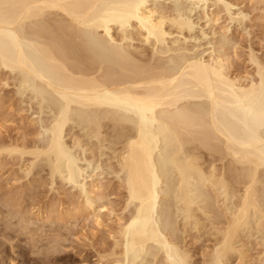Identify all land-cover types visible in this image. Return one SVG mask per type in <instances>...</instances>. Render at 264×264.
Instances as JSON below:
<instances>
[{
	"label": "bare ground",
	"instance_id": "obj_1",
	"mask_svg": "<svg viewBox=\"0 0 264 264\" xmlns=\"http://www.w3.org/2000/svg\"><path fill=\"white\" fill-rule=\"evenodd\" d=\"M153 5L149 4V0H0V66L23 73L27 81H39L42 85L39 93L41 97L45 94H49V96L53 94L63 99L61 103L64 101V106L61 107L62 104L59 106L61 107L60 112L57 110L59 115L56 119L54 118L55 123L53 122L54 124L46 129L50 133L46 151L42 150V148L45 149L42 146L41 150L37 149L31 153L40 157L43 156V153L44 155L50 153L49 156L54 155V162L51 165L52 179L57 177L56 173L63 183L67 181L71 185L81 177L76 163L72 160V155L67 152V149L65 150L62 141L63 130L68 123L72 105L79 106L81 110L82 108L92 110L91 113L89 112L90 115H87L85 111L86 115H82L83 110H80L78 118L84 119L83 121L90 127H94V132L100 137H102L101 130L103 122L105 123L104 120L115 121L114 124L119 129L120 126L118 127L116 122L128 126L127 123L133 119L130 114L135 116L136 119L131 122L133 133H125L127 134L125 135V144L121 152L119 151L117 161L120 171L125 172L127 177L128 203L126 206L136 204V209L132 215L130 214L131 217L121 226L120 230H117L119 232L116 237L119 236L120 239L116 242L113 241L119 247L118 249L122 248V259L116 258L117 256L121 258V256L120 254L116 256L118 252L115 249L117 247H114L110 254L116 256L111 257L113 260L108 256H102L100 259V261L106 259L107 261L104 262L106 264H126L127 262L136 264L138 259L144 256L142 253L150 250L148 248H152V246L158 248L156 254L152 253L155 260L159 253L163 254L162 261L159 260L161 264H188L187 254L182 252L183 250H179L181 249L179 245L177 246L179 243L176 235L180 233L179 228L176 227L177 218L174 216L176 219H172L173 214L172 216L164 215L166 217L163 220L165 221L164 229H161L155 221L156 206L159 203V190L161 189L159 183L167 177V173L170 171L172 173L173 170L177 173L178 179L175 178L176 181H174L176 183H174L175 190H177V198L176 196L175 198L181 203V209L185 215L192 220L196 215L194 214V207L198 203L196 196L198 199V196L202 194L200 191L201 194L195 195V191H198L196 190L197 183L198 185L199 183L203 184L202 186L208 190L210 188L214 191H221L218 196L223 198L225 195L224 205H221L223 208L228 201L227 197L229 198L230 192L228 190L230 180L227 179L229 177L223 174L227 170L223 169L220 174L216 164L214 165L208 160L207 162L210 164L208 163L206 168L207 164L205 163L207 162L203 161L205 156L203 152H208L213 158L217 154L219 156L215 157L218 158L229 157L237 167L248 168V171H246L247 169L242 170L246 173L241 174V169L238 170L236 167V171L240 172L238 180L235 179L238 183L236 185H241V189L236 191L239 203L235 209L232 208L233 210H227L228 206L225 209L228 213L226 217H228L221 226H225V228L220 229L221 241L217 240L220 244L215 246L211 255L208 254L210 255L209 261L207 260L209 264H229L228 261L231 260L228 258L231 257H228V254L230 255V251L236 252L234 250H237L235 249L237 236L241 232L240 230L250 222L251 215H257L254 218L258 219V222L256 221L258 226H260L259 222L262 223L261 227L264 223V210L260 205L261 202L264 203L261 199H264L262 196L264 192L260 194V191L256 190L259 180L257 173L259 168L264 166V135L260 134L261 127L264 128V64L262 65L260 60L255 61L251 57L252 55L250 56L249 60L251 64H255L258 77L249 80L248 83L244 81L242 83L241 78L232 79L228 75L227 67L224 68V64H222L226 57L223 59L221 55L217 56L218 60L214 61L215 65L206 64L200 59L188 55H186L187 57L183 54L176 55L171 60L172 62L168 60L174 65L171 64L173 67H169L170 65H166L162 59L156 57L157 49L164 48L162 45L166 44L169 36L172 37L176 34L181 37L186 32H192V26L181 15L172 16L165 12L166 10L163 12V9L159 12ZM228 10L229 8H227ZM136 42L140 44L136 46ZM145 45L151 47V54H145ZM177 52L179 51L177 50ZM165 53L167 52L165 51ZM224 63L226 65V62ZM199 98L206 100L205 105L192 104L195 99L203 100ZM186 100H190L191 104L188 102L186 104ZM202 104L204 103L202 102ZM120 129L123 130L121 127ZM129 129L126 130L129 132ZM96 134L94 135L96 136ZM119 139L121 138L119 137ZM81 143L77 139L72 147L82 148ZM160 144L164 145V152L166 151V155L162 154L164 155L163 160H159L155 156L156 151L161 147ZM166 148H168L167 150L170 148L171 153ZM17 149L19 148L5 149L6 151L3 149V151L0 150V154L5 151L4 153L11 157L15 153L24 156L27 151H31L24 149L23 152ZM83 152L85 153V150ZM167 152L170 153L168 157ZM84 153L82 154L81 151L82 156ZM92 155L94 154L90 156ZM209 155L207 156L209 157ZM225 160L221 162L224 163ZM232 164L231 162V166ZM168 166H171V170L168 169ZM26 171L28 170L26 169ZM233 171L235 170H232L231 173ZM172 174L171 176L175 177V174ZM234 175L236 174L234 173ZM229 179L234 180L233 178ZM173 186L169 189L172 190ZM204 190L202 191L204 192ZM166 191L168 192L167 189ZM257 191L259 195H257ZM94 192L95 190H92L90 194ZM209 192L207 194L205 191L202 194L206 196H201L202 200H204L203 198H207L208 201L217 199L209 196ZM257 196H261V198L258 197L260 200ZM212 202L211 205L218 207L214 203L215 200ZM92 204L88 201L86 207H92ZM211 209L210 214L215 208ZM168 210L170 211V209ZM216 210L215 212H217ZM217 214L218 216L214 215L217 222L218 219L223 221L225 215L222 214L224 213L219 211ZM187 217L185 216V219L188 220ZM251 221L253 220L251 219ZM213 222L215 223V221ZM31 224L28 225L31 226ZM27 227L25 228L27 229ZM20 229L22 230V228ZM149 244L153 245L149 246ZM120 245L124 247H120ZM151 250L155 251L153 248ZM240 250L238 249V251ZM242 251L239 252L237 264L250 262H247L249 257Z\"/></svg>",
	"mask_w": 264,
	"mask_h": 264
},
{
	"label": "rangeland",
	"instance_id": "obj_2",
	"mask_svg": "<svg viewBox=\"0 0 264 264\" xmlns=\"http://www.w3.org/2000/svg\"><path fill=\"white\" fill-rule=\"evenodd\" d=\"M263 2L264 0H202L201 2L198 0H149V4H154L153 6H155L159 12L163 9V12L166 10L165 12L170 13L172 16L181 15V17L187 19L192 26V32H186L183 34L184 36H179L180 38L176 36V34L172 35V37H167L166 44L162 45L164 48L159 47V50L157 49L156 57L162 59L166 65H170L169 67H171L173 64L168 62V60L171 61L176 55H188L189 57L198 60L200 59L202 62L211 65H215V62L218 60L217 56L221 55L223 56V59L226 57V60L224 59L222 64H224V68L227 67L226 71L232 79L239 77V79L241 78L240 80L242 83H248L249 80L257 79V68L255 64H251L249 59L252 55L251 57L255 59V61L258 62L260 60L259 62H261L262 65L264 64ZM227 8H229L228 11ZM135 44L138 46L140 43L137 44L136 42ZM144 48L145 54H151L152 49L151 47L149 48V45H145ZM177 50L179 52H177ZM165 51L167 53H165ZM224 62H226V65ZM24 77V74L19 71L14 72L7 68L5 69L4 66H0V150H10L13 148H19L17 150L23 152L25 150H31L27 151L24 156L22 155L23 157L18 153H15L16 155L14 154V156L11 157L7 155V153H4L6 150L0 154V264H103L107 260L100 261L102 256H108L109 259L115 256L110 254L112 253V250H114L113 248L117 247L114 242L120 239L118 238L119 236L116 237L119 232L117 230H120L121 226L131 217L136 209V204L126 206L128 203V193L126 190L127 177L125 172L120 171L117 161V156L120 154L122 147L125 144V135L133 133L131 122H134V119L136 118H134L135 116L132 115V113L130 114L133 119L127 124H129L128 126H131L132 129L131 127H129V129L125 124L121 125L116 122L118 127L120 126L123 130L120 129V127L119 129L117 128V125L114 124L115 121H111L110 119H108V121L104 120L105 123L103 122L104 125L101 130L102 137H100L94 132V127H90L83 121L84 119L78 118V115L80 116L81 108L72 105L70 107L72 111L70 110L68 123H66L63 130L64 134H62V141L64 142L65 150L67 149V152L72 155L73 158H70L76 163V168L81 177L75 184L71 183V185L67 181L63 183V180L59 179V175L56 173L55 175L57 177H53L52 179L51 165H53L54 162V155L51 154V156H49L50 153H47V155H44L43 153V156L40 154L41 157L38 155H35L37 156L35 157L31 153L37 149L41 150L42 146L45 148H42V150L46 151L48 147L47 144L50 141V133L46 129L50 128L48 126H52L55 123V119L60 112L59 110H61L60 108L64 106V101L61 103L63 99L53 94H50V96L49 94H45L41 97L39 94L42 86L41 83L39 81L36 82L35 80L33 82L32 80L27 81L26 77ZM55 98L58 99L56 100ZM58 100L60 101L59 103L57 102ZM189 101L190 100H186V104L187 102L188 104H191ZM202 102L204 104H202ZM195 103L197 106L200 104L205 105L206 100L203 99L197 101L195 99L194 102L192 101V104L196 105ZM60 105L61 107H59ZM57 110L59 112H57ZM82 110V115H90L92 112L91 109L82 108ZM84 111L86 114H84ZM126 129H129V132ZM94 134H96L97 137ZM260 134L264 135L263 127H261ZM119 137L121 139H119ZM77 139L82 142V148L72 147L74 146V141ZM121 141L123 145L121 144ZM160 146L161 147L158 148L155 156L157 159L163 160L166 151L164 152V145L160 144ZM83 149L85 150V153L83 152ZM167 149L168 148H166V150ZM81 151L85 156H82ZM167 151L170 152V148ZM169 152H167V157L171 153ZM91 154L94 155L90 156ZM206 154L209 155L208 152H203V155H205L203 157V161L205 160L204 163L208 160L210 163H214V165L216 164V168L220 174L223 172V169L224 171L227 170L229 173H231L232 170H235L233 172L236 175H234L233 172V174H229L227 171H225L226 173L223 172V174H226L229 178L234 179L232 180L226 177L228 181L230 180V188H228L230 191L228 195L229 198L227 197L229 202L227 201L225 203L226 207L224 206L223 208V206H221L224 205L223 198L225 197V195H223L224 197L222 196L223 198L218 196L221 191L215 190L216 193L214 189L209 188L208 190L206 187L202 186L203 184L199 183L198 185L197 183L196 190H198L199 193L198 191H195V195L201 194L200 191L202 194L205 191L208 194L210 191L209 196L217 198L211 200H215L214 203H216L218 207H216V205H211L213 202L206 200L207 198H203L204 200H202V197H206L205 195H199L198 199L196 196V201L198 203H196L197 206L194 207V214L196 215L194 216L195 218L193 217L195 221L192 218L193 222L182 211L181 203L176 199L177 190H175L176 183L174 181L178 179V175H176L177 173L172 170L175 177L171 176V171L170 173H167V177L164 179L161 178L162 182L159 183L161 189L158 186V189H160V195L158 199L159 203H157L156 206L155 221L161 229H164L165 226L163 223L165 221L163 220H165V216H172L173 214V216L170 217L172 219L177 218V222L174 220L176 222V227L177 229L179 228L178 231L180 232L179 234L176 233L178 234L176 236L178 237L177 240L179 243L177 246L179 245L181 248L179 250H183L182 252L187 254V260L189 261H187L188 264H205L206 262V264H209V256L216 248L215 246H219L218 243L220 244L219 241H221L220 237H222V235L220 229L223 230V228H225V226H221L226 222V218L228 217H226V215H228L226 211L229 209H235L239 203L236 191H238L237 189L239 188L241 189V185H236L238 183L235 181V179L238 180V176L240 175L238 170L241 169V174L245 172L242 170L247 169L246 171H248V168H241V166L240 168L237 167L229 157L218 158L215 157L219 156L217 154L214 155L213 158L209 155L210 159H214L210 160ZM46 156H49L50 158H47ZM217 159L218 161L220 160L219 162L226 160L224 163H219ZM209 162L205 163L207 164L206 166L204 165L206 168L208 167ZM231 162L234 165L232 164L231 166ZM168 167L167 168L170 169L171 166ZM236 167L238 169L237 171ZM263 167L259 168L260 170H258L257 173L259 180L257 178L258 182L256 190L258 189L260 194H262L261 192H264V190H262L264 188ZM26 169L28 171H26ZM168 169L166 170L169 171ZM169 179L173 184L169 182ZM165 180L168 182L166 181L165 183ZM172 186L173 189L170 190L169 187L171 188ZM233 187H235L234 190ZM203 189H205L204 192L202 191ZM92 190H95V192L90 194V191ZM258 191L257 195H259ZM94 195L95 197L93 198ZM209 196L208 198L210 199ZM262 196L264 197V195ZM258 197L259 196H257V198ZM220 198L221 201L219 200ZM259 198H261V196ZM259 198L258 200H260ZM261 199L264 201L263 198ZM88 201L93 203L92 207H86ZM175 201H177L178 204ZM262 203L263 202L260 203L261 209L263 207L262 210H264V206H262L264 203ZM168 204L170 205L168 206ZM213 206H215V209ZM211 207L214 209L213 213L215 214H213L212 211L210 214L209 211ZM125 208H128L129 210H125ZM168 209H170V211ZM204 210L207 212L205 213ZM215 210L217 212H215ZM219 211L220 213H224L222 215H225V221L224 219L223 221H220L222 219H218L217 222L215 219L216 217L214 218V215L218 216L217 213H219ZM253 215L254 214L251 215L249 220L251 223H248L250 224L249 228L247 227V224V226H245L247 229H244L245 227H243L240 230L241 232H239L241 237L239 235L237 236V239L240 240L238 241L236 239L237 241H235V249L237 250H234V252H236L233 253L230 251L231 256L228 254V257H231L230 259L228 258V260H231L228 261L229 264H237L240 254L239 252L243 249L242 252H245L246 256L249 257L247 258V262H251L247 264H264V223L261 227L262 223L259 222L260 226H258V219L254 218L257 215ZM185 216L188 220L185 219ZM251 219L253 221H251ZM213 221H215V223ZM219 223L221 224L219 225ZM28 224H31V226ZM25 227H27V229ZM20 228H22V230ZM152 245L153 244H149V246ZM120 247L124 246L120 245ZM118 248L119 247L115 249L118 252H116V256L120 254L121 258L118 256L115 257L122 259V248ZM152 248L153 251L155 250L154 252H152ZM152 248H148L150 249L148 250L150 251L148 255V251L142 253L144 256L140 257L141 259L139 258L140 260L138 259L136 264H161V257L163 254L159 253V256L155 260L152 253L156 254V249L158 248H156V246H152ZM238 249L241 250L238 251ZM150 255L152 256L150 257ZM111 260H113V258H111ZM126 264L130 263L127 262Z\"/></svg>",
	"mask_w": 264,
	"mask_h": 264
}]
</instances>
